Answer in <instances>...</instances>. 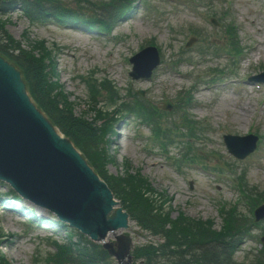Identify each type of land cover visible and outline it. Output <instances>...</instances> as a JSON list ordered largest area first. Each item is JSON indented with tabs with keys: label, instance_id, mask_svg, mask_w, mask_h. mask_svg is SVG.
I'll return each mask as SVG.
<instances>
[{
	"label": "rangeland",
	"instance_id": "obj_1",
	"mask_svg": "<svg viewBox=\"0 0 264 264\" xmlns=\"http://www.w3.org/2000/svg\"><path fill=\"white\" fill-rule=\"evenodd\" d=\"M77 1L82 7L90 11L94 10L92 5L103 0H68L66 6L75 8L74 5ZM146 1L151 8L149 11L138 4L128 17L115 23L112 35L125 38L120 47L104 42L97 37L96 32L87 33L69 27L58 29L51 23L46 26H30L28 20L19 13L7 17L10 23L6 26V30L23 47H26V40L46 41L47 46L56 55L54 60L56 79L69 96L70 101L74 103L76 115H82L91 110L88 105L89 99L86 88L81 83L80 77L92 71L98 72V77L107 76L120 90L122 96H125V91L128 89L133 93L141 91L144 94L142 99L149 100L159 106L165 100H170L175 105V100L178 101L179 96L183 97L191 92L193 103L189 114L205 127L204 135L201 137L203 144L195 145L203 163L223 168L226 167L225 165L236 164L238 169H246L245 179L249 185L264 191V110L259 111V108L264 106L262 102L264 90H252V85H250V88L239 86L241 93L238 95L232 92L231 87H226L222 92L204 91L200 81H194L193 78L211 76L213 70L223 67L225 62L211 59L209 56L198 57L194 54L196 51L194 47L185 49L190 52L186 57L192 55L194 60L191 63H182L176 68L178 72L188 74L186 80L171 75L165 66L160 68L150 81L131 80L132 83H130L126 79L119 67V59H126L131 51L148 41H152L160 49L162 60L169 63L180 57L181 50L188 41V36L192 30L199 31V37L203 39L221 38L220 32L208 23L209 15L206 12V18L198 17L191 9L176 8L163 0ZM215 10L217 11V7ZM232 10V17L228 21L236 26L239 42L247 48L246 52L248 53L247 56L244 54L240 60L243 66L238 67L235 78H247L250 75L264 72L262 7L253 0H232ZM102 12L106 13L104 10ZM167 27H174L176 33L172 36L169 35ZM218 29L224 30L221 25ZM196 38L197 42L193 46L201 41L198 37ZM256 53L259 54L257 58L254 57ZM167 74L179 82L173 80L171 82L166 79L164 82L166 91L161 89L162 86L159 85V82L155 83V88H150V85L158 77ZM212 84L214 82L209 83V85ZM192 87H195L194 91H192ZM244 108H248L249 116L245 117L244 115V120H235L234 117H236L238 110H244ZM171 113L170 120L177 122V116L173 114V109ZM87 119L88 122H92L93 116L89 115ZM203 119L204 121H202ZM136 125L137 122L132 118L119 120L115 124L116 134L108 138L109 150L114 156V163L109 165L107 169L108 175H121L123 172L121 166L125 161H128L132 169L141 171L152 187L159 192H166L172 199V217L181 212L191 219L212 220L215 229H219L222 222L217 213L216 202L234 203L236 201L235 192L228 184L212 181L210 178L202 176L198 171L196 173L184 170L183 173H176L173 168L165 167L162 163L165 158L159 155L157 151H152L153 145L141 142L135 136L137 131H139L140 136L148 135L149 129L139 128L137 130ZM94 126L97 127L96 124ZM226 133L261 135L263 136L262 145L249 160L246 159L247 161L243 163L234 162V159L228 155L221 139ZM170 151L172 155L180 153L178 147H172ZM14 199L9 188L0 184V233L8 235L14 241V244L10 245L5 244L4 241L0 252L8 264H33L35 258L42 260L47 253H53L52 249H48L44 245L43 239H60L61 242H64V235L61 230H58V220L52 213L37 208L24 200L19 199L17 200L19 203H16L13 201ZM10 209L24 210L21 212L26 217L12 215V212L8 211ZM30 209H33V212ZM241 210L246 213L243 208ZM35 215H40L49 222L45 225L49 229L42 230L39 228L40 240L38 242L31 239L26 240L27 237L21 235L26 231L24 221L29 218L34 219ZM131 225L129 230L124 231V233L132 238L133 248L146 245L156 246L161 243V238L153 237L139 229L132 221ZM253 234H259V230H254ZM85 241L96 244L87 239ZM110 241L113 239L111 238ZM256 248V242H245L239 248L235 260L241 263L244 258H252ZM155 256L158 257V254ZM135 264L143 263L137 261Z\"/></svg>",
	"mask_w": 264,
	"mask_h": 264
},
{
	"label": "water",
	"instance_id": "obj_2",
	"mask_svg": "<svg viewBox=\"0 0 264 264\" xmlns=\"http://www.w3.org/2000/svg\"><path fill=\"white\" fill-rule=\"evenodd\" d=\"M13 76L0 67V174L30 199L47 203L83 231L87 232L82 226L100 227L113 205L109 191L60 145L62 140L49 131ZM118 215L121 220L113 221V228L125 225V215ZM107 229L105 225L97 232L103 234ZM129 247L126 239L124 248L111 254L122 261Z\"/></svg>",
	"mask_w": 264,
	"mask_h": 264
},
{
	"label": "trees",
	"instance_id": "obj_3",
	"mask_svg": "<svg viewBox=\"0 0 264 264\" xmlns=\"http://www.w3.org/2000/svg\"><path fill=\"white\" fill-rule=\"evenodd\" d=\"M61 1L64 0H11V3H13L14 6H20L22 10L32 18L52 16L61 19L65 18V16L60 10L52 9L53 11L50 13L47 11L54 5L60 6L62 4ZM111 6V3L107 5L108 8ZM0 26H2V23ZM15 50L18 51V54L16 56L11 55ZM46 50L43 44H40L38 49L31 47L30 51L22 50L17 46L13 47L11 39H9L5 33L0 32V52L5 55H11L9 60L22 70L24 80L34 102L81 150L83 148L86 149L87 144L85 140L83 138H78L77 134L85 136V134L90 132V127L83 121L72 122L71 114L73 106L68 102L67 97L59 91L56 83L51 81V69L48 70L50 68L51 59ZM89 144H91V147L88 145V149H95L97 146L93 138L89 140ZM106 180L111 190L115 192L121 202L126 205L125 209L133 219L144 224L146 222L148 223L150 220L148 214L151 215L153 212L160 213L156 206H152L150 199L143 196L144 192L148 189L145 188V182L139 176H136V174H127L125 178H117L114 180L105 178V181ZM234 215V223L228 224L225 229H222L221 233L209 231L210 240L207 244H203L206 249H189V251L183 255L173 252L169 253L168 250L165 249L163 252H160L164 255V263L173 264V257L175 255L179 257L180 261L178 264H189V262L181 261L182 257L189 255V257L192 258V262L195 264H235L231 261L230 256L240 240V227L236 221L237 215ZM182 223L184 224V222ZM185 223L186 226L179 230L181 238L183 240L185 238L194 239L196 232L193 229V222L185 221ZM243 231L244 228L241 229V236ZM226 238L228 239L227 241ZM226 242L227 249H223L221 246ZM76 250L83 257V260H79L76 264H110L109 261L100 257L101 253L97 254L84 245ZM83 251L84 253H82ZM144 254L147 255L148 261L151 263L152 259L150 256L152 254L147 252H144ZM191 254H193V256H191ZM139 256H142V254ZM99 261L100 263H98Z\"/></svg>",
	"mask_w": 264,
	"mask_h": 264
},
{
	"label": "bare ground",
	"instance_id": "obj_4",
	"mask_svg": "<svg viewBox=\"0 0 264 264\" xmlns=\"http://www.w3.org/2000/svg\"><path fill=\"white\" fill-rule=\"evenodd\" d=\"M258 55L259 54L256 53L255 57L257 58ZM244 115H245V117L249 116L248 110L245 108H244V110H238V113H237L236 117H234V119L235 120H241V119L244 120ZM57 139H59L58 136H57ZM120 139H122V138H120ZM109 237H111V235L107 236V240L109 239Z\"/></svg>",
	"mask_w": 264,
	"mask_h": 264
}]
</instances>
